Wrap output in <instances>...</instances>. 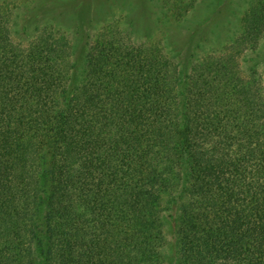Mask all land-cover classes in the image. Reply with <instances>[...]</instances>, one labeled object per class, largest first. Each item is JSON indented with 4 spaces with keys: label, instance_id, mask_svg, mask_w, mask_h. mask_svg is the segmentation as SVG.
I'll use <instances>...</instances> for the list:
<instances>
[{
    "label": "trees",
    "instance_id": "trees-1",
    "mask_svg": "<svg viewBox=\"0 0 264 264\" xmlns=\"http://www.w3.org/2000/svg\"><path fill=\"white\" fill-rule=\"evenodd\" d=\"M4 18L0 264H166L168 219L179 264H264V104L234 54H76Z\"/></svg>",
    "mask_w": 264,
    "mask_h": 264
},
{
    "label": "rangeland",
    "instance_id": "rangeland-1",
    "mask_svg": "<svg viewBox=\"0 0 264 264\" xmlns=\"http://www.w3.org/2000/svg\"><path fill=\"white\" fill-rule=\"evenodd\" d=\"M2 13L14 41L27 43L36 28L70 37L76 54L102 33L191 66L234 54L264 104V0H0ZM165 231L166 264H179L172 220Z\"/></svg>",
    "mask_w": 264,
    "mask_h": 264
}]
</instances>
